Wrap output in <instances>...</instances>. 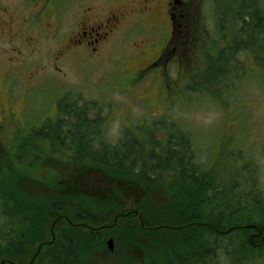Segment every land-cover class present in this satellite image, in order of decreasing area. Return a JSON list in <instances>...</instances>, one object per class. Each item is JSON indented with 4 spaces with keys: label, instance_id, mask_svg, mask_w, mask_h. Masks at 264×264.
Instances as JSON below:
<instances>
[{
    "label": "trees",
    "instance_id": "1",
    "mask_svg": "<svg viewBox=\"0 0 264 264\" xmlns=\"http://www.w3.org/2000/svg\"><path fill=\"white\" fill-rule=\"evenodd\" d=\"M261 1L216 0L222 8L219 36L225 41L227 24L235 28V36L223 46L216 41L219 36L213 37L216 54L208 56L207 68L193 77V92L220 99L221 84L244 73L242 54H252L264 66ZM66 97L72 98V93ZM58 110L61 117L46 121L37 138L30 133L15 138V152L30 155L34 142L51 149L48 156L40 150V162L33 167L47 169L46 175L25 171L19 153L14 158L0 149V260L14 258L19 237L26 247L44 241L48 235L39 231L61 221L56 213L67 209L58 199L67 197L77 199L70 203L87 213L97 201L109 204L102 212L131 211L126 219L118 218L113 233L121 243L122 264L264 262V184L254 161L229 171L211 170L197 160L190 133L168 119H156L141 136L125 129L119 141L110 144L106 130L100 129L105 120L98 104L63 100ZM34 176L49 185L52 196L38 192L39 199L34 186L45 184L35 183ZM128 250L133 259L126 256Z\"/></svg>",
    "mask_w": 264,
    "mask_h": 264
},
{
    "label": "rangeland",
    "instance_id": "2",
    "mask_svg": "<svg viewBox=\"0 0 264 264\" xmlns=\"http://www.w3.org/2000/svg\"><path fill=\"white\" fill-rule=\"evenodd\" d=\"M135 1L0 0V7L25 16L29 11L47 5L52 13L50 22L53 26L51 39H47L50 33L43 28L34 27L31 30L33 36L37 32L42 40L36 42L35 53L26 61L10 60L9 54H6L10 44L0 38V71L6 67L1 63L8 64L6 58L10 65L16 66L12 68L16 75L0 72V106H3L0 115L2 111L6 118L3 121L15 124L11 135L6 131L0 132L5 144L12 143L7 149L12 151L19 143L13 138L15 131L29 132L28 127L38 126L44 119L55 122L60 117L58 106L61 101L88 100L98 104L105 120L100 129L106 130L110 144L119 141L125 128L141 136L142 130L153 128V121L168 119L190 133L200 163L211 170L224 168V171H229L254 161L259 181L264 184V66L252 54H242L239 59L245 63L244 73L221 84L220 99L201 91L193 92V77L207 68L208 56L216 54L213 37L220 34L222 12L216 0H182L186 4L180 12L185 14L186 19L181 38L189 39L193 25L195 35L193 43L187 46L191 49H186L180 64L169 65L165 77L160 74V69H152L145 74L134 72L159 55L171 34L164 12L165 0H152L156 8L163 11L158 16L151 15L147 23L138 20V16L130 17L110 43L93 57L73 49L62 58L61 46L67 35L75 30V22L82 12L93 8L104 15L111 11L118 14L120 9ZM260 2L263 4V1ZM227 25L225 41L222 36L216 39L219 46L231 43L235 36V28ZM35 70L40 74L35 75L31 84H26L29 74ZM22 85L24 89L21 91ZM11 90L15 98L25 90L27 94L20 97L17 104L10 96L12 102L8 104V109L13 108L14 114L8 119L5 102ZM69 93H72V98L66 97ZM76 96L82 97V100ZM95 115L96 112H92L90 117Z\"/></svg>",
    "mask_w": 264,
    "mask_h": 264
},
{
    "label": "flooded vegetation",
    "instance_id": "3",
    "mask_svg": "<svg viewBox=\"0 0 264 264\" xmlns=\"http://www.w3.org/2000/svg\"><path fill=\"white\" fill-rule=\"evenodd\" d=\"M165 1L164 12L167 14L166 17L170 21L172 28L170 39L158 56L153 57L140 68L135 69L134 72L145 74L155 67H160V74L163 76L168 65L180 62L181 56L186 53L190 39H193L194 34L192 35L191 33L189 39L184 41L181 38L184 29L183 22L186 17L180 11L184 4L182 5L180 0ZM179 5L180 7H178ZM162 11L163 9L156 8L152 0H136L133 4L120 9L118 14L111 11L104 15L100 10L97 13L96 10L90 8L82 12L75 22V30L67 35L68 37L60 52L62 58L69 50L73 49H78L82 55L93 57L110 43L111 39L122 30V25L130 17L138 16V20H143V22L147 23V19L151 18V15L158 16ZM50 18L51 12L47 5L38 7L36 11H29L27 16L18 14L17 11H11L3 6L0 7V27L2 28L0 38L4 43L10 44V50H7V53L5 51L6 54H9L10 60L15 61L18 59V62H20L23 59V61H26L27 57L35 53V44L38 40H42V37L37 32H34L36 35L33 36L31 30L34 27L43 28L46 32H49L47 39L53 37V26ZM29 34L32 35L27 36ZM16 55L20 57L17 58ZM34 78L35 71L29 74V78L26 79L27 84H31ZM11 102L12 100L8 94L5 102L7 109L8 104H11ZM2 107L1 105L0 109ZM8 111L7 117L9 119V116L14 114V109L11 108ZM3 120H6V118L1 111L0 128H3L4 131L11 135L12 132L8 128H10L12 122L8 121L5 123ZM41 131L31 130L30 134L37 138L38 133ZM46 147H43V149L51 151V149ZM40 150L42 149L38 148V144L34 142L32 145L33 164H37ZM38 172L39 169L37 168L36 176L42 175ZM69 175L70 173H68L67 177ZM34 181L35 183L42 181L45 184V186L40 188L34 186L37 196L38 192H40L39 196L45 198L53 195V191L49 189V185L43 180H39V178L34 176ZM85 198L91 197L86 196ZM70 200L76 202L77 199L67 197L58 199V201H61L59 202L61 206L67 210H61L56 213L58 216L56 220L61 218L59 223L53 222L48 229L39 231L47 233L48 237L44 241L32 242L26 247L23 238L19 237L17 245L19 250L14 258L10 260L2 257L0 264H111L112 262L114 264H122L123 262L120 260L122 254L119 251L121 243L115 238L113 233L118 228L116 226L118 218L126 219L131 211L125 214L117 213L116 211L118 210L102 212L109 204L103 205L97 201L95 205L90 206L92 211L87 213L83 211L84 208L77 210L76 205H72ZM110 208L112 207L108 209ZM89 214L95 216L93 220L89 219ZM78 215L79 217H76ZM85 215L89 218H82ZM103 215L106 217L104 221L101 220ZM121 230L124 232L126 229L122 228ZM128 231L132 230L129 229ZM114 247L115 249H113ZM131 254L132 251L128 250L126 256L131 258Z\"/></svg>",
    "mask_w": 264,
    "mask_h": 264
},
{
    "label": "water",
    "instance_id": "4",
    "mask_svg": "<svg viewBox=\"0 0 264 264\" xmlns=\"http://www.w3.org/2000/svg\"><path fill=\"white\" fill-rule=\"evenodd\" d=\"M111 243V242H110Z\"/></svg>",
    "mask_w": 264,
    "mask_h": 264
}]
</instances>
